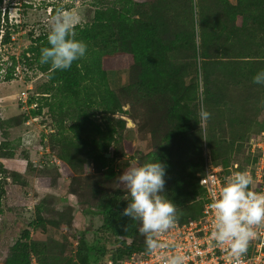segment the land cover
<instances>
[{"label": "trees", "instance_id": "16d2710c", "mask_svg": "<svg viewBox=\"0 0 264 264\" xmlns=\"http://www.w3.org/2000/svg\"><path fill=\"white\" fill-rule=\"evenodd\" d=\"M3 2L0 0V35L3 31L6 43L11 32L4 30L8 17L5 13L2 18ZM112 3L97 10L91 24L75 25L76 39L87 45V52L70 68L54 70L51 64L40 63L41 49L50 46L47 33L33 38L20 57L11 56L13 64L6 76L13 79L19 63L34 66L47 76L41 93L52 97L51 102L37 104L23 121L26 124L31 117L42 115L44 106H49L56 126L50 144L70 181L68 194L78 197L76 208L69 203V195H61L66 204L57 210L55 195L48 194L36 205L29 227L72 230L79 223L77 214L95 213L102 221L96 230L99 236L92 242L80 229L73 235L35 240L31 230L25 228L0 264H32L34 256L39 264H104L146 250L139 222L122 215L127 205L126 186L121 180L118 184L120 174L112 159L125 151L116 147L114 156H110V147L117 141L116 128L104 130L94 119L99 107L116 111L122 106L108 85L109 67H129L130 83L119 93L131 109L141 102L150 111L146 124L154 149L143 162L157 158L166 166L164 195L176 205L177 221L181 223L200 217L206 202V189L201 184L205 168L204 136L198 123L200 103L211 111L213 104L227 99L234 81L258 85L252 78L264 70V0ZM2 19L6 21L1 23ZM113 55L117 58L109 61L107 58ZM116 124L123 128L126 121L119 119ZM261 131L232 141L211 135V161L224 167L238 162L237 171L243 172L251 161L247 142ZM182 150L187 155L175 160V156L182 158ZM17 153L10 140L0 141V208L9 177L25 185L34 171L45 175L48 171L42 164L40 168L34 164L29 151L22 150L21 158ZM90 164L95 173L86 177ZM43 181L46 186H55V180ZM71 237L77 244H72Z\"/></svg>", "mask_w": 264, "mask_h": 264}, {"label": "rangeland", "instance_id": "374dc122", "mask_svg": "<svg viewBox=\"0 0 264 264\" xmlns=\"http://www.w3.org/2000/svg\"><path fill=\"white\" fill-rule=\"evenodd\" d=\"M113 1L4 0L2 4V18L5 19L6 13L8 20L4 23L6 20L2 19L1 23L6 26L4 27L5 33L7 28L11 32V39L4 43L2 33L0 35V141L10 140L15 150L18 151L17 156L19 158L22 156V150L29 151L34 164L39 168V164H42L48 171L46 175L34 171L25 185L14 182L10 177L7 179L6 194L0 208V261L5 259L9 248L20 237L25 228L31 230L32 239L35 240H46L50 236L59 238L63 234L73 235L80 229L86 232L87 237L92 242L99 236L96 230L102 221L101 217L95 213L77 214V222L79 223L76 225V229L74 227L75 230L57 231L50 229L43 231L29 227V222L35 216L36 205L48 194L55 195L54 205L57 210L63 209L66 202L60 198L63 194L69 195L67 190L70 181L62 169V163L56 161L59 159H57L58 157L50 144V137L52 132L56 130V126L49 106H44V113L41 115L43 119L39 123L34 122L26 125L23 121L24 115L28 113V110L23 108L20 99L23 91H27L29 99L33 102L36 101L38 106L44 104L45 101L51 102L52 97H43L49 95L41 93L47 82V76L34 66L31 67L19 62L14 71V78L7 80L6 76L13 64L11 56L20 57L30 46L33 38L47 34L58 11L71 13L75 25L84 26L94 21L97 10L113 6ZM231 1L236 2V0ZM55 9L58 11L54 14ZM112 57L114 55L107 59L111 61L117 58ZM107 81L110 89L119 97L118 100L121 101L122 106L116 111L103 106L99 107L95 111L94 119L104 130L108 129L109 126L116 128L115 138L117 141L115 145L110 147V156H114L116 147L125 151L112 159L115 170L120 174L119 184L122 172L143 164L146 154L154 149L152 135L149 126L146 124L148 118L150 120V111L141 102L136 103L131 109V104L123 99L119 93L123 87L130 83L129 67L121 64L112 65L107 69ZM229 87L227 99L213 104L211 111L202 102L200 103L201 108L211 114L202 125L204 168L207 158L210 157L209 142L211 135H215L221 140L232 141L236 140L238 136L247 138L253 132L264 130V87L235 81ZM132 113L135 117L132 116ZM119 119L126 121L125 127L121 128L116 124ZM188 152L192 153L193 151L189 150ZM180 155L182 158L175 156V160H183L187 153L182 150ZM54 168L57 169V172ZM94 173L93 164H90L84 176L91 177ZM43 179L55 180V186H46ZM167 184L165 182V186ZM68 201L76 208L78 207L76 195L70 194ZM70 240L72 244H77L75 238L71 237ZM33 258L37 260L35 256Z\"/></svg>", "mask_w": 264, "mask_h": 264}, {"label": "clouds", "instance_id": "9594fccd", "mask_svg": "<svg viewBox=\"0 0 264 264\" xmlns=\"http://www.w3.org/2000/svg\"><path fill=\"white\" fill-rule=\"evenodd\" d=\"M47 40L50 46L41 49L40 63L51 64L54 70L68 69L74 61L86 55L87 45L76 39L71 13L58 11L51 22ZM252 79L253 83L264 85V70L258 71ZM210 115L201 108L200 127ZM165 175L166 166L157 158L121 174V183L127 192V205L122 215L139 222L138 231L144 237L149 254L173 246L156 239L173 228L177 221L176 205L164 195ZM251 184L249 174L235 172L211 196L214 219L210 237L217 246L226 247L234 259L247 251L250 239L256 235L253 227L264 224V193L250 190ZM184 261L185 257L179 253L166 257V264H184Z\"/></svg>", "mask_w": 264, "mask_h": 264}, {"label": "built area", "instance_id": "2783aa9c", "mask_svg": "<svg viewBox=\"0 0 264 264\" xmlns=\"http://www.w3.org/2000/svg\"><path fill=\"white\" fill-rule=\"evenodd\" d=\"M1 36H3V32ZM27 94V91H23L20 99L23 108L29 111L37 107V102L29 103ZM41 119H43L41 115L31 117L26 125L34 122L39 123ZM247 152L251 161L243 172L252 178L250 190L264 193V130L250 137L247 142ZM239 167L238 162L229 167L216 165L208 157L201 179V184L206 189V202L201 216L183 223L176 221L173 228L156 237L159 241L170 242L173 246L159 249L155 254H149L147 250L134 251L126 259H109L104 264H166V257L176 253L185 257L184 264H264V224L253 227L256 235L250 239L247 251L238 259H234L226 247L217 246L210 237L214 219L210 207L212 193L218 192L224 180L238 172ZM227 171L230 172L226 173ZM32 264L39 263L33 258Z\"/></svg>", "mask_w": 264, "mask_h": 264}]
</instances>
